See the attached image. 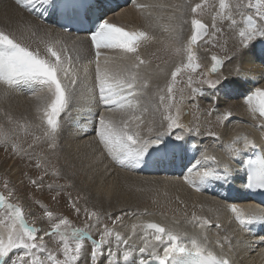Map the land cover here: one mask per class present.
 I'll list each match as a JSON object with an SVG mask.
<instances>
[{"label":"snow or ice","instance_id":"6c2138e0","mask_svg":"<svg viewBox=\"0 0 264 264\" xmlns=\"http://www.w3.org/2000/svg\"><path fill=\"white\" fill-rule=\"evenodd\" d=\"M14 3L29 10L37 5H47L53 11L61 12L66 17V24L83 23L80 19V9L83 7L80 0H14ZM133 3L140 10L165 7L164 5L139 4L135 0ZM171 7L174 11L168 19L175 23L166 25L165 30L170 31L179 41L183 35L184 24L189 23L184 19L185 10L189 6L182 2ZM206 7H208L206 0H201L200 3L190 7L191 34L177 49V52L183 51L186 55L187 64L181 63L175 66L171 71L170 81L166 85L167 94L159 95L160 105L165 107L167 114L162 116L160 129L156 130L151 122L145 130H142L145 121L142 117L141 101L150 86V77L144 73L150 61L143 59L139 53L141 42L147 44L155 37L148 31L139 29L129 31L125 26H119L108 19L99 17L89 27L82 29L89 34L91 48L94 50V60L89 63L95 65L92 88V96L98 111L93 119L95 139L102 150L119 165L136 168L141 165L158 164L166 160H174L177 152L187 151L185 135L177 134L174 140L166 138L171 137L175 129H183L189 134L193 131L191 127L177 123L178 108L176 115L172 114L175 85L178 77L184 74L185 68H191L195 72L200 67L199 63H194L197 58L193 46L197 45L204 36H208L210 30L213 38L217 33H222L223 30L217 28L215 23L217 16L222 21H230L231 28L237 24L233 18L234 12H242L245 8L255 9L256 20L254 21L251 15L245 17L248 27L239 31L238 35L244 48L250 47L257 39L264 40V0H254V2L249 0L247 5L244 4V0H235L232 4L219 0V12L214 14L213 23L210 26L197 18ZM44 15H48L47 8H44ZM68 30V28L63 29V31ZM32 35L35 36L36 31H33ZM40 43L43 49L40 47L33 49L31 45L24 43L22 38H17L12 32L0 29V83L11 87L39 85L41 89H46L47 99L35 92L33 96L38 101H43V119L47 125L44 135L54 139L61 131L60 117L75 98L77 86L81 81L78 75H72L69 79L72 58L68 54V49L61 46L60 40L41 39ZM109 52L112 55H109ZM116 61L119 63L116 64ZM221 63L222 61L216 55H212L209 72L215 73ZM85 71L87 72V69ZM201 75L204 79L200 82L207 84L209 88L215 89L221 83L220 79L215 82L208 79V73ZM65 81L68 82L65 83ZM192 85L193 77L189 75L187 86L193 93L200 91ZM244 103L248 106L253 119L259 118V123L254 126L264 129V87H257L244 94ZM37 107L39 110L40 105ZM99 108L105 111H99ZM113 110L121 113L120 119H114L105 114ZM143 111L147 109L144 108ZM137 113L141 114L137 115ZM230 117L231 113L228 112L221 118L226 120ZM9 120L11 122V118ZM164 122H166V128ZM195 131L197 135L200 134L199 129ZM208 134L218 138L215 132ZM241 139L243 140L242 148L229 146L230 160L241 158L245 153L257 148L253 139L248 136L241 137L239 134L232 137V143H238ZM49 146L55 148L56 144ZM191 147L196 149L198 146L193 144ZM13 151H20L15 144H13ZM209 163L213 166L209 167ZM189 164L183 179L197 191L201 190V185L208 182L227 180L232 171L230 164L223 163L221 167V162L206 152L201 154V158L195 164H191V161ZM243 166L247 170L246 187L264 188V152L255 159L244 160ZM201 168L202 170L197 171ZM194 171L193 177L190 174ZM54 174L59 173L54 172ZM39 179L42 180L43 177ZM31 183L37 187L41 186L35 179L31 180ZM48 187L51 188L52 185ZM4 188H8L7 182ZM11 195L12 193L9 192V196ZM70 205L77 214L81 212L76 201L70 200ZM227 207L234 214V219L242 226L264 220V213L258 214L252 206H249L247 210L237 207L236 204H229ZM0 209H3L0 213V264H81V260L85 258L88 264H130V258L137 250L141 257L138 264H232L227 254L217 256L208 247L207 229L212 226L219 229L221 225L218 223L213 225L210 218L197 215L195 212L190 219L185 218L186 223L192 224L198 230L191 234L179 231L171 224L137 220L131 224V232L135 235L139 229L143 231V235L140 245H134L130 243L131 235L126 238V235L116 231L115 227L109 228L107 225L99 229V238L94 239L89 230L99 226L102 214L88 207L83 209L87 217L83 227H73L66 216H57L45 209L43 215L49 221L50 228L43 231V235H38L41 229L26 221L22 205L8 202L2 193H0ZM103 215L111 218L112 213ZM125 215H137V213L129 211ZM143 215H150V213L145 210ZM121 220L122 217L117 215L112 220L113 226ZM45 237H54L58 247L50 250ZM86 240L90 241V250L85 244ZM216 243L220 245L221 241L218 239ZM14 251L18 254L13 257Z\"/></svg>","mask_w":264,"mask_h":264},{"label":"bare ground","instance_id":"6f19581e","mask_svg":"<svg viewBox=\"0 0 264 264\" xmlns=\"http://www.w3.org/2000/svg\"><path fill=\"white\" fill-rule=\"evenodd\" d=\"M83 1L85 4L89 2V4L85 6L86 9L95 8L98 11L99 18L108 19L110 22L116 23L119 26H125L126 30L129 31L137 30V29L148 31L150 35L155 37L154 40L148 42L147 44L141 42V47L139 48V53L141 57L145 60L150 61V65L147 71L144 73L146 76H150L149 79L150 86L149 89L147 90L146 95L141 101L142 104L141 112H142L143 120L145 121L144 125H142V128L146 129L149 122H151L154 130L160 129L162 122L160 121L161 111L159 110V108L162 106L159 104V100H157L158 93L161 87L163 88V86L165 85L166 80H168L167 77L170 76L169 74L171 73L172 68L176 66L177 62H179L180 60V55L178 53H180L181 51L177 52V49L181 46V42H182L181 38L178 41L170 31H166L165 26L169 25L170 23L171 24L175 23V21H169L168 17L174 11L171 5L179 4L180 3L179 0H164V2H162V5H164L165 7H161V8H165V9L163 10L162 13L159 14L160 18L162 17L160 24L161 30H159L158 25H156L158 21L156 22L155 20L156 23H154L153 21L151 23L149 21L151 15V8H147L144 10L137 9L135 4L133 3V0H83ZM135 2L139 4H149V5H152V3L154 2L158 3V1L155 0H135ZM44 8L48 9L47 16L44 15ZM149 9H150V15L147 16V14L149 13L148 12ZM54 12L55 11H53V9L51 7H48L47 5H37L34 9L29 10L28 8L17 6L14 3V0H0V29H4L9 32H12L17 38H22V41L25 42L26 44L31 45L33 49L37 47L43 49V45L40 43L41 39L60 40L61 46L66 47L68 49V54L71 56L72 59H74L80 64H87V65H82V68L83 69L89 68V72L87 73L89 77V82L93 81L92 77L95 74L94 73L95 65L89 64L88 59H86V56L83 53V50H85V48L91 47L89 34L88 33L74 34L72 31L66 32L59 29L55 23L56 14H54ZM186 13L187 11L185 10V14ZM243 21L246 20L244 19L240 21V24H242L241 27L242 29H246L248 25ZM33 31H36L35 36L32 35ZM231 32L234 33L233 30H231ZM189 33L191 34V32ZM158 34H165L166 36L172 39V43L171 46L169 47V50H171L172 55H174V57H172V59L164 61L165 62V63L163 62L164 64L159 63L160 58L157 57V53L159 51L162 52L163 50L159 45H155L157 42H159V40L156 38V35ZM233 41L236 43V46H232L231 48L227 47V48L231 52V55L234 56L236 55V56L235 58L231 59L228 64L226 63V67L223 70L221 69L222 70L221 76L227 75V78L230 81L220 83V87H221L220 89L222 90L223 88L228 86L233 87L236 84L241 83L245 86V88L243 89L244 92L243 94H247L257 87H264V40L257 39L256 42L254 43V46L251 45L247 49L243 47L241 48L237 47L239 43H241L238 33L235 36V40L233 39ZM86 51L90 52V50H86ZM153 52H155L154 56L152 54ZM109 55H112V53L109 52ZM118 63L119 61H116V64ZM168 72L169 74L167 75ZM178 80L182 81L183 79L179 77ZM22 88L25 89L31 88L37 91L39 90V85H34L31 87L29 86L11 87V86H6L3 83H0V110H4L8 112L10 114L8 115V117L11 116L12 119L17 120L19 119L18 118L19 116L20 118L30 120L33 124L37 121V117L40 115V113H42V111L38 113L37 106L40 105L39 110H43L42 108L43 101H38L33 95L31 97L26 98L23 95L21 96L20 94H18L17 93L18 91L15 92L16 89H19V92L22 93L21 92ZM234 89L235 87L231 88L232 91ZM89 90L90 89H88L87 91ZM222 94H223L222 99L223 100L226 99L227 101V98L224 96V92ZM38 95L43 96L45 97V99H47V92L45 93L40 92L38 93ZM91 98L93 97L89 96V98L87 97L83 99L85 106L83 105V108L80 107L79 109H76L77 111L79 110L77 114L75 113L77 115V116L75 115L76 117H74V115H72L70 111L68 112L72 115L71 118L74 117L73 118L74 124L72 123L73 124L72 126H74V128L77 127V125H81L84 122L82 128L80 126L79 129H82L81 132H83L87 128L86 132L83 133L86 135L90 134L89 129L91 130L93 128L94 114L98 113L94 108L96 104L91 100ZM236 102L241 103L242 100H237ZM79 104L80 103H78V105ZM233 105L238 106V104H233ZM81 106H82V102H81ZM14 108L17 109V111L13 110ZM144 108H146L147 111H143ZM80 109L83 111V112L81 111L83 113V116L80 115ZM243 111L244 112L241 116L242 119L233 117L231 119L223 120L221 118V116H223L222 115L223 113H220L221 116L218 115L220 117L218 118L216 117V119H214L212 123L209 124L211 126L210 130H206L204 133H200L202 132V130L200 129L199 132L200 134L199 135L196 134L198 138L199 137L202 138L203 136H206V134L208 135L209 132H216L218 138L214 139L211 136L205 142L201 140L202 143H200L198 141L199 145L196 149H193L191 147V145H193V142L192 143L188 142L191 138L186 132H182V131H180V133L172 132L171 137H166V138L174 140L177 134L185 135L186 137L185 148L187 149L186 152H177L174 160H166L158 164L152 163L147 166L141 165L140 167L130 168L128 166L119 165L110 157L111 159L110 161L113 165V169H115L113 171L111 168V170L114 173L116 172L117 174L120 173L124 176H127L126 180L131 182L134 181L136 182V184L137 183L144 184V182H147L149 186L155 187L154 189L158 188L160 192L166 193L169 197H173V196L177 197V199L183 202V204L179 206L171 201L169 203L167 202L163 203L161 202L163 200H158L157 202H154V205H151L156 207L155 209L143 208L134 203H127V201L126 203L121 204L125 200L124 199L125 195L124 196L122 195L123 197L121 196V193L125 194V191H123V189L125 188L120 189L119 192V190H117L116 188H114L113 191L111 186L99 188L101 187L100 184L95 186L91 185L92 186L91 191L92 189L93 190L96 189L95 194H93L92 196L93 206L95 205L96 207L98 206L100 208H103V211H107V209L109 208L111 209L113 208L114 211H116L117 209L124 208L123 209L124 211L119 214L122 217V220L118 221L115 226H113V224L110 225L109 228L115 227L116 231L125 234L126 238L127 236L131 235L132 238L130 240V243L134 245H140L143 231L138 229L136 234L133 235L131 232L132 223L137 222V220L155 221L163 224H171L177 230L182 232H188L189 234H191L194 231H198V230L192 224L186 223L185 218L187 217L188 219H190L192 213L195 212L197 215L210 218L213 222V225L217 223L221 225V228L219 229H217L214 226L207 229L208 247L217 256H220L222 254H227L228 257L231 259L232 264H264V220L256 221L248 226H242L239 224V222H237L234 219V214L227 207L229 204H236L237 207L247 210L249 206H252V208L258 214L264 213V207H260L259 205H257L248 198V193H247L248 191L246 190L247 189L246 167L243 166V161L249 159L252 153L264 152V129L254 126L259 123V118L257 117V119L255 120L253 119L251 113L249 112L248 106ZM113 112H115L113 114H116V116H114L115 117L114 119L121 118V113L119 111L113 110ZM108 114L110 115V113ZM140 114L141 113H137V115ZM81 117H83V119H81ZM210 118L211 117H209V119ZM201 121L200 120L198 121L199 125L202 123ZM194 125H196V123ZM64 128L67 129L66 126ZM74 130H72V132ZM76 131L77 130H75V132ZM64 133H66V131H64ZM78 134L76 133L75 135ZM237 134H239L241 137L248 136L250 139H253L256 142L257 148L251 152L245 153L244 156L241 158L230 160L228 155L230 150L229 146L231 148L243 147L242 139L238 143L235 144L232 143V137ZM69 135H71V133ZM63 136H65V134ZM66 136L69 137L67 134ZM61 137H59L58 139H60ZM205 138L206 137H204V139ZM96 142L98 141L96 140ZM205 152L209 155L215 156L217 161L221 162V167L223 163L230 164L232 171H231V175L227 180L208 182L204 185H201L200 186L201 190L197 191L194 187H190L187 183H185L183 177L187 172V167L190 166L189 161H191V164H195L196 161L201 158V154ZM104 155L106 156V154ZM66 157H69V160L63 163L65 164L64 167L62 166L63 171L65 169V171L67 172L68 169V170H72V173L77 174L78 167L75 160L73 159L75 155L70 156L69 154H66ZM208 166L211 167L213 165L209 163ZM107 169L108 168H106V171ZM200 170H202V168L197 169V171ZM65 171L64 174H66ZM154 173H158L159 175L156 174L155 176ZM100 174L102 176V173ZM190 175L194 177L195 171ZM94 177L97 176L94 175ZM130 184L131 183L127 184L126 186H129ZM157 185L159 186L157 187ZM121 187H124V185H122ZM115 189L117 191H115ZM149 189L152 190V188ZM115 203H117V205H115ZM145 210H147V212L150 213V215H143V212ZM129 211L137 213V215H125V213ZM115 217L116 216L114 215V217L111 219L114 220ZM225 237L227 239H225ZM218 239L221 241L220 245L216 243ZM106 251L107 250L105 249V252ZM160 251L162 252V249H160ZM140 258L141 257L137 250L130 258V264H138ZM120 259L122 261V253Z\"/></svg>","mask_w":264,"mask_h":264},{"label":"rangeland","instance_id":"374dc122","mask_svg":"<svg viewBox=\"0 0 264 264\" xmlns=\"http://www.w3.org/2000/svg\"><path fill=\"white\" fill-rule=\"evenodd\" d=\"M155 1H158V3L154 2L152 3V5H156V4L162 5V2H164V0H161V1L155 0ZM179 2L180 3L184 2L189 6L188 9H186L187 13L185 14V17H184V19L188 20L189 23H186L183 26V35L181 37V40H182L181 45H182L184 42H186L187 37L190 35L189 32H191L190 19H191L192 13L190 12V7L191 5L195 3H200L201 0H179ZM225 2L232 4L235 2V0H225ZM248 2L249 0H244L245 5H247ZM206 3L208 7H206L202 13H199L197 18L202 19L206 24L210 26L213 23L214 14L219 12V0H206ZM150 8H151V15H150V9H149L148 11L149 13L147 14V16L150 15V19H152V17L153 19L152 20L149 19V21L151 23L152 21L154 23L158 21L156 25H158V29L161 30L160 24H161L162 17L160 18L159 14L162 13L165 8H161V7L159 8L150 7ZM239 14H241L242 16ZM225 15H227V13H225ZM248 15L253 16L254 21L256 20L255 9L245 8L242 12H234L233 18L237 21V24L231 28L229 27L230 21H227V20L222 21L219 18V16H217L215 23H216L217 28H221L223 30L222 33H217L215 38H213L211 36V30H210L209 35L206 36V38L203 41L198 43L196 47L193 46L195 55L197 58L194 63H199L200 67L196 69L195 72H193L191 68H185L184 74L182 76H179L183 80L182 81L177 80L178 82L175 85V100L172 102L174 104L172 107V114L175 116L177 112V108H178L179 109V119L177 120V123L194 129L193 130L194 132L192 131L190 133L191 135L187 133L191 138L188 141L189 143L193 142L194 144V141H195V145L198 146L199 142L202 143L201 140L203 142L207 141V139L211 137L209 134L208 135L206 134V136H203L202 138L201 137L198 138L195 130L199 129V132H200V129H201L202 132L200 133H204L206 130H210L211 126L209 124H211L212 121L216 119V117L217 118L220 117L221 116L220 113H223L222 115H226V113L230 112L231 117L229 119L233 117L241 118L244 112L243 110L247 107L246 103L243 102L244 101L243 89L245 88L243 84L241 83L236 84L235 86H233L235 87V89L232 91L231 88L233 87H230V86L225 87L221 90L220 89L221 87L219 85L218 87L213 89V88H209L207 84L201 83L200 81L204 79V77L201 74L208 73V66H210L211 64V61H210L211 55H217L222 58L223 60L222 70L226 67V63L228 64L231 59L235 58L236 55L235 56L231 55V52L229 51L227 47L231 48L232 46H236V43L233 41V39L235 40V36L237 35V33H239L240 30H243L241 27L242 24H240V21L244 20L245 17H247ZM243 22L246 23V21H243ZM231 30H233L234 33H232ZM164 35L165 34L156 35V38L159 40V42H157L155 45H159L163 49L162 52L159 51L157 53V57L160 58L159 63H163L164 61H167L169 59H172V57H174V55H172L171 50H169V47L171 46V43H172V39ZM255 42L256 40L252 43V46H254ZM239 45L237 47H240V48L243 47L242 43H239ZM86 50H90V52ZM93 52L94 51L93 49H91V47H87L85 48V50H83V53L85 54L86 59H88V61L94 60ZM152 54L154 56L155 52H153ZM178 54L180 55V60L179 62H177V64L179 63L187 64V57L183 53V51H181ZM71 65H72L71 75L69 76V79L70 77L72 78V75H78L81 82L77 86V93H76L75 98L70 103L67 111L64 112L62 116L60 117L61 118L60 119L61 131L59 135L55 137L54 139L46 137L44 135L45 130L47 129V125H46L45 120L42 117L43 110H38V113H40V111H42V113H40V115L37 117V121L33 124L30 120L20 118L19 116H18L19 119L17 120L12 119L11 116L8 117V115H10L8 112L4 110H0V193H2L6 197L8 202H11L14 204L19 203L22 205L23 211L25 213L26 221L29 224H33L36 228L42 230L41 232L38 233V235H43V231H47L50 228L49 221L43 215L45 209H47L48 211H52L54 215L66 216L71 221V224L73 227H83L87 219L83 209L85 207H88L92 210H98L102 214V220L99 226L89 230L91 236L94 239H98L99 229L103 228L104 225H107L108 227L112 225L113 219L111 218H113L114 215L117 216L120 213H122L124 211L123 210L124 208L117 209L116 211H114L113 208L111 209L108 207L109 209H107V211H103V208H100L98 206L96 207L95 205L93 206L92 196L93 194H95V191H96V189L95 190L92 189L91 191V188L93 185L95 186V185L100 184L101 187L99 188L111 186L113 191H114V188H116L117 190H119V192H120V189L125 188L123 189V191H125V194L121 193V196L125 195L124 197L125 200L121 204H124L127 201V203H134L143 208L155 209L156 207L151 206V205H154V202H157L158 200H163L161 201L163 203L164 202L169 203L171 201L181 206L183 202L179 201L177 197L175 196L169 197L166 193L160 192L159 189L157 188L159 185H157L156 187L157 189H154L155 187L149 186L147 182H144V184L143 183L136 184V182L134 181L131 182V181L126 180L127 176H124L120 173L117 174L116 172L114 173L113 171L115 169H113V165L110 161L111 160L110 156H108L107 153H105L102 150L99 144L97 145L98 142H96L95 133L93 131V128L91 130L89 129L90 132L89 131L88 132L90 134L88 133L89 135H86L83 133L86 132L87 128L83 132H81L82 129H79L80 126L82 128V125L84 122L81 125H77V127L75 128L74 126H72L74 124L73 118L77 116L76 114L79 111V110L77 111L76 109H79L80 107L83 108V105H84L83 99L87 97L89 98V96H92L91 89L93 87L92 83H94V76L91 75L93 76L92 77L93 81L89 82V77L87 74L89 72V68H84V69L82 68V65H87V64H80L74 59H71ZM174 68L175 66L172 68V70ZM85 69H87L88 71L86 72ZM222 70H220V72H218L214 76L208 73L207 78L211 79L213 82H215L218 79L222 81L221 83L230 81L228 80L227 75L221 76ZM168 74L169 72L167 73V75ZM189 75H192L193 77L192 87L200 89V91L193 93L192 89L187 86V79ZM170 78H171V75L167 77L168 80H166V83L163 86V88L161 87V89L162 90L164 89V90L162 92L160 91L161 89L159 90L157 100H159V95H161V93L164 95L167 94L166 85L168 81H170ZM67 82L68 81H65V83ZM88 89L90 90L87 91ZM181 89L183 90L182 92H181ZM15 92H17L21 96L23 95L24 97L28 98L33 95V92L37 94L40 92L45 93L46 89H41L39 87V90L35 91L31 88H26V89L22 88L21 90L22 93L19 92V89H16ZM223 92H224V96L227 98V101L226 99L225 100L222 99ZM91 100L94 102V98H91ZM237 100H242V102L241 103L236 102ZM81 102H82V106H81ZM78 103L80 104L78 105ZM232 103L238 104V106H234ZM159 104H160V101H159ZM94 108L96 109V112H98L97 105ZM81 109H80V115L83 116V113H82L83 111ZM13 110L17 111V109L15 108ZM159 110L161 111L160 121L162 122V116L166 115L167 112L165 111L166 109L164 106L160 107ZM69 111L72 115H74L73 118H71L72 115L68 113ZM99 111H105V109L99 108ZM108 113L109 112H105L106 115H109ZM113 113L115 112L113 111L112 113L110 112L109 116L115 118L114 116H116V114H113ZM67 114L69 117L67 116ZM209 117L211 118L209 119ZM9 118H11V122ZM81 119H83V117H81ZM199 120L200 121L202 120L201 121L202 125L200 124L202 128L200 127L198 123ZM165 123L166 122H164V125L166 128ZM195 123L196 125H194ZM65 126L67 127V129L64 128ZM76 128H78L80 132ZM74 129L77 131L75 132ZM72 130L74 131L72 132ZM142 130H145V128H142ZM64 131H66V133H64ZM180 131L184 132L183 129L173 130V132H177V133H180ZM5 132L7 133L6 137H5ZM70 133L72 136L69 135ZM76 133L77 134L80 133V134L75 135ZM64 134L65 136H63ZM66 134L69 137H67ZM59 137L61 138L58 139ZM204 137L206 138L204 139ZM53 143L56 144L55 148H52L49 146L50 144H53ZM13 144H15L17 148L20 150L19 152L13 151ZM92 145L93 146L95 145L94 146L95 148ZM66 154H69L70 156L75 155V157L74 158L72 157V158L75 160L77 167H78L77 174L72 173V170H68V169H67V172L64 169V171L66 172V174H64V171L62 168L64 167L65 164L63 163L69 160V157H66ZM104 154H106V156ZM106 168H108L107 171H106ZM111 168L113 171L111 170ZM103 171H104V174L106 173L105 175L103 174ZM54 172H58L59 174L56 175L54 174ZM100 173H102V176ZM154 174L156 176V174L158 173H154ZM94 175L97 177H94ZM40 177H43V179L40 180L39 179ZM34 179L38 181V183L41 185L40 187H37L36 185L31 183V180H34ZM5 182H7L8 184L7 189L4 188ZM129 183L131 184L129 186H126ZM48 185H52V187L49 188ZM122 185H124V187H121ZM149 188H152V190ZM116 189L115 191H117ZM9 192L12 193L11 196H9ZM53 197H55V199H53ZM70 200L76 201L77 206L81 208V212L79 214H77L74 211V209H72L70 205ZM36 201H39V203H36ZM115 205H117V203H115ZM2 211L3 209H0V213H2ZM104 213H112L111 218H109L106 215H103ZM45 242L50 250H55L58 247L54 237H45ZM85 244L90 250V241L86 240ZM17 254L18 252L14 251L12 255L14 257ZM81 264H88L86 258L81 260Z\"/></svg>","mask_w":264,"mask_h":264},{"label":"water","instance_id":"95a60500","mask_svg":"<svg viewBox=\"0 0 264 264\" xmlns=\"http://www.w3.org/2000/svg\"><path fill=\"white\" fill-rule=\"evenodd\" d=\"M206 38V36H204L203 38H202V40L201 41H203L204 39ZM200 41V42H201ZM200 42H198V43H200ZM198 45V44H197ZM197 45H194V47H196ZM212 56V55H211ZM211 56H210V61H211ZM217 56V55H216ZM221 61H222V63L220 64V65H218V67H217V71L215 72V73H211V72H209V69H210V67H211V64H210V66L208 67V73L210 74V75H215L216 73H218L221 69H222V66H223V60H222V58L221 57H219V56H217Z\"/></svg>","mask_w":264,"mask_h":264}]
</instances>
